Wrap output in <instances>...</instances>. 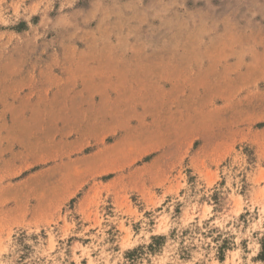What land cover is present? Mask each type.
<instances>
[{
  "label": "rangeland",
  "instance_id": "374dc122",
  "mask_svg": "<svg viewBox=\"0 0 264 264\" xmlns=\"http://www.w3.org/2000/svg\"><path fill=\"white\" fill-rule=\"evenodd\" d=\"M0 264H264V0H0Z\"/></svg>",
  "mask_w": 264,
  "mask_h": 264
}]
</instances>
